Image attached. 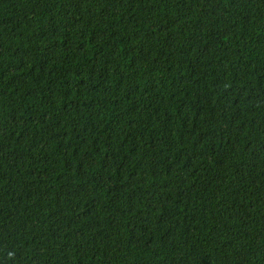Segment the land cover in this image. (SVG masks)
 <instances>
[{
    "label": "trees",
    "instance_id": "obj_1",
    "mask_svg": "<svg viewBox=\"0 0 264 264\" xmlns=\"http://www.w3.org/2000/svg\"><path fill=\"white\" fill-rule=\"evenodd\" d=\"M0 264H264V0H0Z\"/></svg>",
    "mask_w": 264,
    "mask_h": 264
}]
</instances>
